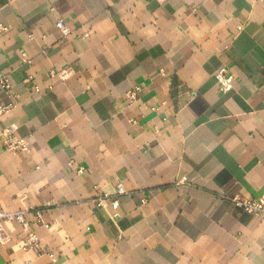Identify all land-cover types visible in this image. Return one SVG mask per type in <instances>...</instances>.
I'll return each mask as SVG.
<instances>
[{"label": "crops", "instance_id": "crops-1", "mask_svg": "<svg viewBox=\"0 0 264 264\" xmlns=\"http://www.w3.org/2000/svg\"><path fill=\"white\" fill-rule=\"evenodd\" d=\"M0 26V131L28 144L0 137V210L38 239L0 220V264H264V218L228 201L264 193V0H0Z\"/></svg>", "mask_w": 264, "mask_h": 264}, {"label": "built area", "instance_id": "built-area-1", "mask_svg": "<svg viewBox=\"0 0 264 264\" xmlns=\"http://www.w3.org/2000/svg\"><path fill=\"white\" fill-rule=\"evenodd\" d=\"M159 2L164 0H157ZM57 29L61 32L63 36L69 35L70 31L65 25L63 20H58L56 23ZM5 29L0 26V32L4 31ZM20 61L21 66H25L29 63L28 57L25 53H21L20 55ZM162 74V72H160ZM74 74V71L70 67L63 68L58 71L50 72L51 78H58L60 80H67ZM217 88L219 92L221 93H229L233 90V83H234V77L231 74L230 70L226 67H223L216 71L214 75ZM26 87L30 89L33 93H39L40 89L32 84V77L27 76L24 80ZM141 92V88L139 86L133 87L131 90H129L126 94V99L128 101H135L138 93ZM4 93L8 97V103H2L0 101V116L8 113L13 108H15L18 104L19 95L14 93L12 90V85L10 83V80L7 76H0V97L1 94ZM0 137L3 141L4 148L11 152V153H18V152H27L28 151V144L27 141L19 137L17 135L16 127L11 126L8 128H4L0 131ZM73 162H69V167H72ZM83 168H78V173L83 172ZM123 189L119 188V193H122ZM229 202L237 206L238 208L242 209L245 213L254 215L260 218H264V193L261 194L257 198L252 199H243L240 197H233L231 199H228ZM98 205L102 206L104 202L109 203L111 209L113 211L117 210L119 207V202L116 198L113 199H106V197L98 198L97 199ZM39 221L40 219V213L37 214L36 217ZM0 220H10V221H17L20 223V225L28 231L25 239V249L38 251L37 247V236L35 235L34 231L32 230L31 226H28V224L25 222L23 214L22 213H14V214H7L3 213L0 210ZM45 225H40V227H43ZM51 256V255H50ZM52 257V256H51Z\"/></svg>", "mask_w": 264, "mask_h": 264}]
</instances>
